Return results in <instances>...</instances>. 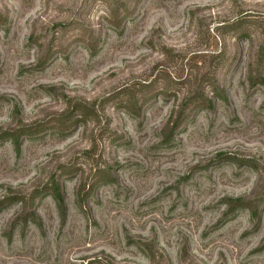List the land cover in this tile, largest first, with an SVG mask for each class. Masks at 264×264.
<instances>
[{"label":"rangeland","instance_id":"obj_1","mask_svg":"<svg viewBox=\"0 0 264 264\" xmlns=\"http://www.w3.org/2000/svg\"><path fill=\"white\" fill-rule=\"evenodd\" d=\"M0 264H264V0H0Z\"/></svg>","mask_w":264,"mask_h":264},{"label":"trees","instance_id":"obj_2","mask_svg":"<svg viewBox=\"0 0 264 264\" xmlns=\"http://www.w3.org/2000/svg\"><path fill=\"white\" fill-rule=\"evenodd\" d=\"M66 120H69V118L67 117V119ZM4 134H8V133H4ZM22 134V133H21ZM24 134V133H23ZM18 138H19V135H12L11 136V138H10V140L11 141H13V142H15V140H18ZM59 191L57 190V191H55V195H54V197L57 199V200H60V197H59Z\"/></svg>","mask_w":264,"mask_h":264}]
</instances>
